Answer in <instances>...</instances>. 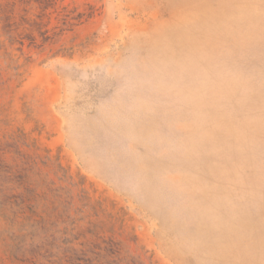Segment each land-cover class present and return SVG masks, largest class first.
<instances>
[{"label": "rangeland", "instance_id": "1", "mask_svg": "<svg viewBox=\"0 0 264 264\" xmlns=\"http://www.w3.org/2000/svg\"><path fill=\"white\" fill-rule=\"evenodd\" d=\"M62 7L74 18L46 41L0 33V156L45 179L13 189V221L0 209V264H71L102 239L142 264H264V0L27 16L51 34Z\"/></svg>", "mask_w": 264, "mask_h": 264}, {"label": "trees", "instance_id": "2", "mask_svg": "<svg viewBox=\"0 0 264 264\" xmlns=\"http://www.w3.org/2000/svg\"><path fill=\"white\" fill-rule=\"evenodd\" d=\"M34 3L40 8L39 16L41 17L46 9L54 7L55 0H5L0 2V33L10 44L23 45L24 40L33 43L36 36H39L42 41H46L59 34L63 30V26H69L70 20L74 18L70 16V10L62 7L59 13L60 24L53 26L50 34L47 29L48 22H43L41 19H30L27 16V7ZM19 75L20 73L16 71L15 76ZM15 153L14 163H7L0 156V209L8 212L3 213L2 216L9 221L14 220L18 208L22 204L21 196L12 193L13 189L25 186L32 191L29 185L45 182L43 177L39 178L38 181L33 179V175L39 176V172L35 171L36 163L31 156L20 150H16ZM30 207L32 209V206ZM27 220L30 219L27 218ZM40 224L41 221H32L26 225L27 231L29 233L37 232L42 229ZM67 253L68 262L71 264H142L135 257L123 255L120 244L112 239H102L101 242L95 243L89 249L68 248Z\"/></svg>", "mask_w": 264, "mask_h": 264}]
</instances>
